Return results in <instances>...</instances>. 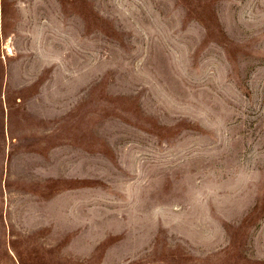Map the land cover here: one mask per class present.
Instances as JSON below:
<instances>
[{"label": "rangeland", "instance_id": "obj_1", "mask_svg": "<svg viewBox=\"0 0 264 264\" xmlns=\"http://www.w3.org/2000/svg\"><path fill=\"white\" fill-rule=\"evenodd\" d=\"M0 264H264V0H0Z\"/></svg>", "mask_w": 264, "mask_h": 264}]
</instances>
